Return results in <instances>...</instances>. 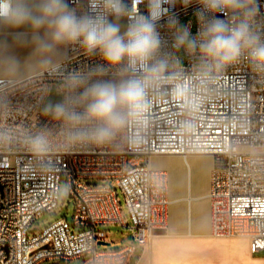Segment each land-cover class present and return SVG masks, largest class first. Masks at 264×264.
Wrapping results in <instances>:
<instances>
[{
	"label": "built area",
	"instance_id": "built-area-1",
	"mask_svg": "<svg viewBox=\"0 0 264 264\" xmlns=\"http://www.w3.org/2000/svg\"><path fill=\"white\" fill-rule=\"evenodd\" d=\"M259 3L264 15V0ZM195 7L177 5L174 11L181 22ZM140 8L146 12L143 5ZM186 25L195 34L196 20ZM180 56L188 67V57L183 52ZM59 62L71 70L101 61L69 45ZM213 76V81H189L182 98L173 94L172 85L154 89L146 123L131 122L111 144L64 149L57 137L51 155L44 158L51 168L41 167L40 158L28 153L18 134L26 128L56 127L41 108L50 82L57 80L47 75L19 77L12 100L20 111L0 117V129L14 135L11 148L0 151V264L80 257H87L81 264H129L168 227L169 173L153 164L156 156L167 154L213 157L207 194L210 235L246 237L252 252H264V73L254 71L242 57L224 71H213ZM88 179L113 184H90ZM62 180L75 201L73 222L64 217L38 230V216L58 205ZM102 224L129 227L133 241L117 249L98 248L101 242L110 243L109 233L99 228Z\"/></svg>",
	"mask_w": 264,
	"mask_h": 264
},
{
	"label": "clouds",
	"instance_id": "clouds-1",
	"mask_svg": "<svg viewBox=\"0 0 264 264\" xmlns=\"http://www.w3.org/2000/svg\"><path fill=\"white\" fill-rule=\"evenodd\" d=\"M177 5L196 6L195 34L180 22ZM262 25L259 0H0V117L20 111L12 100L19 77L56 79L60 99L41 108L56 127L18 134L41 167L51 168L44 158L57 137L64 149L105 145L131 122L146 123L156 88L172 85L182 98L189 81H213V71L242 57L264 73ZM69 45L101 62L69 70L59 62ZM18 49L27 54L18 55ZM13 140L11 131L0 129V151H8Z\"/></svg>",
	"mask_w": 264,
	"mask_h": 264
},
{
	"label": "rangeland",
	"instance_id": "rangeland-1",
	"mask_svg": "<svg viewBox=\"0 0 264 264\" xmlns=\"http://www.w3.org/2000/svg\"><path fill=\"white\" fill-rule=\"evenodd\" d=\"M191 19L195 21L194 15H189L183 17L181 19L182 24H186V22ZM193 30H195V26H193ZM64 52V48L61 50V55L59 59L62 57ZM17 54L20 56H24L27 54V50H17ZM182 55V51L179 53ZM56 86L57 81H51L49 85V93L47 101H56L59 100L60 97L56 94ZM182 160V155L179 154H167L161 157H156L153 159V163L157 167H161L163 165H167L166 169L171 172V187L172 193L174 197H191L190 202L187 201L186 198L179 200L185 201L184 203H180L179 201H174L176 203L174 208L171 211V219H177L178 224H188L189 221L192 222L194 226V231L196 233L202 234L206 232V228H201V218L207 220L208 214L210 211V205L208 199L204 196L207 194V184H208V168H211L213 165V157L210 154H206L203 156L194 155L191 157L192 168L190 170V177L188 179V169L183 166L182 168L179 166V163ZM90 184H113V181H108L106 179H88L86 180ZM190 181V182H189ZM174 188V190H173ZM120 201L124 206V210L128 215V222L131 223L130 215L128 213V208L124 201V196L122 192L119 194ZM199 205H198V204ZM75 213V201L71 198L68 189V183L66 180H62L61 189H60V197L58 200V205L51 211L43 212L34 222V226H37L38 230H42L48 225L52 224L58 219L66 217L70 222H73ZM183 219V220H182ZM100 229L105 230L109 233L110 243L109 244H99L98 248H110L117 249L124 244L130 243L133 241L132 230L129 227H124L121 224H102L99 226ZM161 232L165 233L167 230H161ZM154 239V238H153ZM152 239V241H153ZM232 239V238H231ZM152 243V242H151ZM150 243V244H151ZM238 245L245 243V239H239L236 241ZM141 248L132 258L130 264H134L137 256L140 252ZM256 256H263L264 252L255 253ZM87 257H80L70 261L64 260H45L40 264H81ZM147 261H143L140 264H147Z\"/></svg>",
	"mask_w": 264,
	"mask_h": 264
},
{
	"label": "crops",
	"instance_id": "crops-1",
	"mask_svg": "<svg viewBox=\"0 0 264 264\" xmlns=\"http://www.w3.org/2000/svg\"><path fill=\"white\" fill-rule=\"evenodd\" d=\"M192 156L194 155H189L187 157L189 173L192 168ZM166 166L167 165H163L158 168H163L169 173V195L171 204L169 208L167 232L163 233L159 231L152 243L145 250H140L134 264H140L143 259L144 261L148 259L147 264H264V255L256 256L255 253L257 252L251 251L250 240L248 238L235 237L232 239H218L210 235L211 206L207 220L204 219V217L201 218L200 227L206 228V232L202 234L194 231V226L191 221H189L188 224L182 223L181 225L178 224L177 219H171V211L176 204L174 201L182 200L188 196L174 197L170 183L171 172L166 169ZM211 168H208L207 194L209 191V175ZM207 194L204 196L208 199ZM184 202L185 201H181L180 203ZM208 202L210 205L209 199ZM239 239H245V243L238 245L236 241Z\"/></svg>",
	"mask_w": 264,
	"mask_h": 264
},
{
	"label": "bare ground",
	"instance_id": "bare-ground-1",
	"mask_svg": "<svg viewBox=\"0 0 264 264\" xmlns=\"http://www.w3.org/2000/svg\"><path fill=\"white\" fill-rule=\"evenodd\" d=\"M196 155H198V156H203V155H206V154H196ZM189 155H182V160H181V162L179 163V166L182 168L183 166H185L187 169H188V179H189V177H190V173H189V168H188V163H187V157H188ZM190 182V181H189ZM173 190H174V188H173ZM207 197H208V195H207ZM190 198L191 197H186V199H187V201L188 202H190ZM208 199H209V197H208Z\"/></svg>",
	"mask_w": 264,
	"mask_h": 264
},
{
	"label": "water",
	"instance_id": "water-1",
	"mask_svg": "<svg viewBox=\"0 0 264 264\" xmlns=\"http://www.w3.org/2000/svg\"><path fill=\"white\" fill-rule=\"evenodd\" d=\"M102 244H109V242H101Z\"/></svg>",
	"mask_w": 264,
	"mask_h": 264
}]
</instances>
